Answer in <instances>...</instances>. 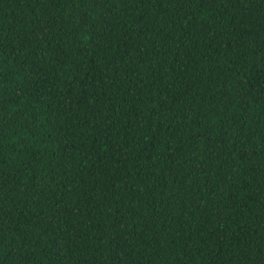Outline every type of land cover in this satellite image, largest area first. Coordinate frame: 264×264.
I'll list each match as a JSON object with an SVG mask.
<instances>
[{
	"label": "trees",
	"instance_id": "1",
	"mask_svg": "<svg viewBox=\"0 0 264 264\" xmlns=\"http://www.w3.org/2000/svg\"><path fill=\"white\" fill-rule=\"evenodd\" d=\"M0 264H264V0H0Z\"/></svg>",
	"mask_w": 264,
	"mask_h": 264
}]
</instances>
